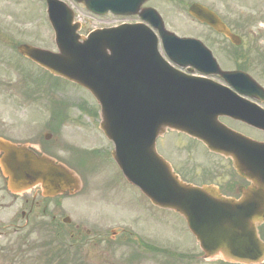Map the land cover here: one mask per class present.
<instances>
[{
    "label": "water",
    "instance_id": "95a60500",
    "mask_svg": "<svg viewBox=\"0 0 264 264\" xmlns=\"http://www.w3.org/2000/svg\"><path fill=\"white\" fill-rule=\"evenodd\" d=\"M96 14L134 13L137 0H75ZM57 52L20 44L17 51L51 74L86 88L100 106V128L114 143L112 156L124 177L149 200L184 217L201 249L211 258L233 263H259L264 242L257 226L264 222V147L218 122L219 114L257 123L249 111L205 79L176 73L160 58L157 40L140 24L96 29L86 37L76 33L72 10L60 0H46ZM140 2V1H138ZM189 13L239 45L209 9L193 3ZM169 58L191 63L205 74L220 73L242 93L264 92L246 73L221 71L196 39L178 38L156 23ZM182 60V61H181ZM184 60V61H183ZM167 128L203 141L213 152L231 158L236 172L250 181L241 199L222 196L214 186L182 182L155 149V139ZM261 146L255 160V149ZM0 171L11 192L39 186L43 196L74 194L81 179L53 158L36 154L26 144L0 138Z\"/></svg>",
    "mask_w": 264,
    "mask_h": 264
},
{
    "label": "rangeland",
    "instance_id": "374dc122",
    "mask_svg": "<svg viewBox=\"0 0 264 264\" xmlns=\"http://www.w3.org/2000/svg\"><path fill=\"white\" fill-rule=\"evenodd\" d=\"M62 1L68 4L75 12L76 20L82 25L81 34H85L88 30L94 28L119 23L122 20L113 16H94L81 5H77L71 0ZM191 1L204 2L219 13L230 24L229 27L244 38L246 45L242 50H247V59L251 61L253 59L255 61L258 60L255 55H259L260 50L264 52V0ZM179 10H169V6L167 4L164 5L165 28L178 36H194L210 44L207 40H209L211 32L202 26L192 23L193 21H191V17L185 9ZM240 16L250 18L251 21H241L242 17ZM237 21L239 24H237ZM254 35H262V37L255 40ZM18 43H27L55 50L53 32L45 15L44 0H0V133L5 137L7 136L6 138L8 139H18L20 135L17 129L20 124H25V122H22L26 119L24 115L45 114L46 109L43 107H47L46 102L48 107H50V102L58 101L65 107L64 112L68 119H72L65 130L66 144L77 152L94 148L97 150V155H99L96 159H92V162L96 163H91L84 169H78L83 179L82 189L79 193L74 196L64 194L54 199H48V207L50 208L48 220L50 219L51 211H55L54 208L57 206L63 212L62 214H54L59 217L61 215L69 216L72 224L81 221L87 228H92L96 224L101 228V231L108 233L109 229L115 228V226H123L130 212L152 209L140 192L124 180L119 169L112 161L110 157L111 144L97 127L100 121L99 106L93 97L76 84L61 78L51 77L43 70L41 72L33 63L18 55L13 48ZM215 54H218L217 50ZM218 62L221 68H227L231 65L227 56L219 57ZM257 63L259 62L257 61ZM259 66H264V61ZM246 72L264 85V77L259 73L260 71L246 68ZM35 92L40 97L34 98ZM28 95L31 96L30 100L27 99ZM61 103L56 108L63 111ZM79 105L85 106V111L80 109ZM42 108L44 110H41ZM48 110L46 111L49 114ZM90 122L94 124L92 125ZM179 136L169 131L163 138L157 139L158 152L165 158L179 159V162H183L188 158L193 160L192 149L204 155L205 158L208 157L204 147L200 145L191 144L188 146L192 149L175 151V145L184 144V139L179 138ZM63 155L67 157L68 154L63 153ZM220 161L223 167L224 165L228 166L227 161L224 159ZM215 162V159H213L205 164L214 168ZM14 211L15 208L10 207L0 212V231L4 235L0 237V248L13 246L14 244L13 234L10 229L3 228V225L5 226L8 220L11 219ZM160 212L164 215L166 224L159 231L164 234L167 240L182 244L195 242L185 223L177 214L167 210H160ZM99 215L106 216V219L99 223ZM20 224H23V219L20 220ZM148 226L151 229L152 225L148 224ZM30 236L28 238L29 242H33L34 245L41 244L42 239L37 237L35 233ZM167 240L165 241L167 242ZM110 244H112L110 247H115L113 241H110ZM27 247L26 244L22 245V249L25 248L27 252L31 253V263L29 264H47L45 251L48 247L44 246L41 248V245H39L34 250H28ZM82 251L85 253V249ZM83 255L82 253L80 254L83 257V264H97L89 257L84 258ZM9 259L6 260L0 251V264H19V259L13 262ZM58 260L59 258L55 257L48 261V264H59ZM100 262L102 263L98 264H109L104 262V260ZM165 262L172 263L170 260H165ZM120 263L122 262L118 264ZM64 264H75V262L69 261ZM198 264H210V262L200 261ZM211 264L223 263L212 261Z\"/></svg>",
    "mask_w": 264,
    "mask_h": 264
},
{
    "label": "flooded vegetation",
    "instance_id": "af4514ba",
    "mask_svg": "<svg viewBox=\"0 0 264 264\" xmlns=\"http://www.w3.org/2000/svg\"><path fill=\"white\" fill-rule=\"evenodd\" d=\"M192 3H200L208 7L218 16L224 25L230 26V24L213 8L209 7L204 2L191 0H145L143 4L140 5L139 9L150 8L156 13H144V19H140L137 15L128 16L127 22H139L150 25L151 21L158 15L163 23H165L166 18L163 12L164 5L167 4L169 10L176 11L185 9L188 14V8ZM190 17L191 21H193L192 23L202 26L211 32V34H209V40H207L210 44H207L205 40L201 38L199 39L211 50L217 62L219 57L227 56L231 65L227 68L220 67L222 70L244 71L245 67L253 68L260 71L259 73L264 77V66H259V64L264 61L262 58L264 52L260 50V54L255 55L258 60L255 61V59H253V61H251L247 59V50H242L246 45L243 37L238 47L233 46L234 48L229 49L232 44L228 38L215 32L206 24L197 21L192 16ZM244 17L241 18V21H251L250 18ZM237 24H239L238 21ZM182 37L194 36L182 35ZM253 37L256 40L260 39L262 35H254ZM214 48L215 50H213ZM216 50L218 54H215ZM257 61L259 63H257ZM173 66L182 73L195 77L199 76L198 69L192 65L181 67H177L176 65ZM207 78L219 84L227 85L218 74L208 76ZM258 83L264 89V85L260 82ZM237 94L239 95V93ZM248 99L258 108L264 110V98ZM68 115L70 116V114ZM258 116L264 118V113H260ZM24 117L26 119L22 122H25V124H20L17 129L20 137L14 141L27 144L28 148L38 154L51 156L56 160L77 166L80 169H84L91 163H96L92 162V159H96L97 156H99L97 155L96 149L91 148L90 150L77 152L66 144L65 130L68 128V123L72 119H68L65 113L48 114V112H46L45 114H27L24 115ZM218 119L233 130L258 142L264 143V126L253 127L224 115L219 116ZM93 124L92 122V125ZM176 134L178 136L180 135L179 138L184 139V144L175 145V151H179L180 149H192L188 145L194 144L196 146H203L208 154V157L205 158L204 155L192 149L194 155L193 160H189L188 158L183 162H179V159L174 160L163 156L170 162L173 170L178 176L185 182L196 185H215L223 195L239 199L242 195V190L248 187L249 182L236 174L232 168L231 161L221 155L208 151L204 144L196 138L189 137L185 134ZM0 136L5 137L2 133H0ZM157 143L156 141V147ZM63 153H67V157H65ZM213 159L216 161L214 168H212L211 165L205 164ZM221 159L227 161L228 166L224 165L223 167L220 161ZM141 196L149 203L152 209L141 211L134 210L130 212L123 226H115V228L109 229L107 233L101 231V228L96 224L92 228H87L81 221L72 224L70 218L69 220H65V217H69L67 215H61L59 217L54 213L62 214L63 211L58 209L57 206L54 208L55 211L50 210L51 215L48 220L50 209L48 207V197L41 196L38 187H33L22 194L10 193L6 189L5 179L0 172V212H3L6 208H15L11 219L8 220L5 226L3 225V228L10 229L13 234L14 244L13 246L1 247L0 251L6 260L11 258L13 260H9L13 262L19 259V264L31 263V253L27 252L25 248L22 249V245L25 244L28 246V250H34L39 245H41V248L44 246L48 247L45 251L47 264L48 261L55 257L59 258L57 261L59 264H64L69 261H73L75 264H83V257L80 256L81 253L84 254V258L89 257L97 264L102 263L100 262L101 260L109 264H118L119 262H122L120 264H170L166 263L165 260L172 261L171 264H178V262H180V264H198L200 261L205 263L210 262L211 264L213 260L204 258L196 242L182 244L180 242H171L167 240L164 234L159 231V229L166 224L164 215L160 212L162 209L152 205L143 195ZM21 219H23V224H20ZM104 219H106V216L99 215V223ZM148 224L152 225L151 229H149ZM258 232L260 237L264 239V223L259 226ZM34 233L37 237L42 239L41 244L34 245L33 242L28 241V238L31 237L30 235ZM3 236V232L0 231V237ZM165 240H167V242ZM110 241L115 243L114 248L110 247V245L112 246ZM83 249H85V253L82 251ZM216 261L220 260L216 259ZM260 264H264V261Z\"/></svg>",
    "mask_w": 264,
    "mask_h": 264
}]
</instances>
